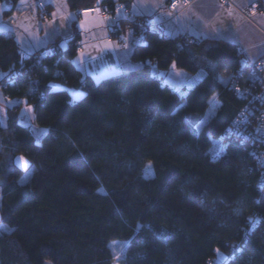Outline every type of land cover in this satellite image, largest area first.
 <instances>
[{"label": "trees", "instance_id": "trees-1", "mask_svg": "<svg viewBox=\"0 0 264 264\" xmlns=\"http://www.w3.org/2000/svg\"><path fill=\"white\" fill-rule=\"evenodd\" d=\"M69 2L106 3L111 15L117 8L114 0ZM128 24L142 35L132 55L140 65L128 74L100 82L83 74L73 64L77 35L66 50L55 43L27 54L19 77L1 86L33 106L47 134L36 141L19 123L20 106L0 125V212L10 229L0 232V264H114V241L128 243L124 264H215L220 254L223 264H264L262 170L250 143L227 133L245 102L219 79L237 71L238 49L138 22L117 26ZM173 65L206 75L175 91L153 69ZM19 68L16 41L0 34V72ZM215 95L219 107L201 125ZM18 155L34 169L25 185L23 168L4 166Z\"/></svg>", "mask_w": 264, "mask_h": 264}, {"label": "crops", "instance_id": "crops-1", "mask_svg": "<svg viewBox=\"0 0 264 264\" xmlns=\"http://www.w3.org/2000/svg\"><path fill=\"white\" fill-rule=\"evenodd\" d=\"M114 1L117 5L115 12L103 18L95 14L79 15L78 9H73L69 0H0V34L14 38L19 51L28 55L46 52L55 43L66 50L79 35L82 47L74 57L73 64L96 82L128 74L139 67L140 64L132 59L131 38L128 36L126 46L120 48L112 37L114 26L134 17L147 16L164 24V34L170 38L188 36L198 40L227 42L237 49H243L249 60L264 55V14L257 12L251 18H246L242 13L253 0H232V4H225L222 0H195L186 8L175 7L174 10L167 7V0ZM39 2L46 4L48 17L40 15L37 9ZM10 10L11 13L4 16ZM153 69L175 91H188L200 80L196 74L180 70L175 65L165 72L156 67ZM5 76L6 73L0 72V79ZM69 92L76 100L84 96L81 90ZM16 106H20L19 123L29 128L36 141L41 142L47 129L38 126L33 106L26 99L8 98L0 87L1 126L7 125L9 112ZM14 165L25 170L20 182L27 184L33 167L21 155L7 157L4 162L7 169ZM1 199L0 188V204ZM0 232H10L1 221V212Z\"/></svg>", "mask_w": 264, "mask_h": 264}, {"label": "built area", "instance_id": "built-area-1", "mask_svg": "<svg viewBox=\"0 0 264 264\" xmlns=\"http://www.w3.org/2000/svg\"><path fill=\"white\" fill-rule=\"evenodd\" d=\"M195 0H167V7L174 10L175 7L186 8ZM225 4H232V0H222ZM37 9L42 17H48L49 11L44 2L37 3ZM78 14H95L103 18L111 16V8L106 3H98L83 7L77 10ZM264 14V0H253L247 5L242 13L246 18H251L254 13ZM131 23L138 22L140 30L148 29L158 33L164 32V24L156 22L151 17H134ZM131 38V45L137 46L142 42V35H135L134 27L128 24L121 28L114 26L112 37L119 43L120 48L126 46V38ZM187 42H194L193 38L184 37ZM81 43H77L80 50ZM238 52V69L231 75L228 83L230 89L234 90L237 97L245 103L232 125L227 129L229 135L240 137L244 142H249L252 146L251 153L257 159L258 167L262 170L260 184H264V55L256 60H249L245 56V51L241 48ZM27 54L19 51V69L14 70L4 81L0 79V87L8 82L13 83L20 75V70L25 65ZM3 73V72H2ZM43 99V96L40 97ZM211 264V263H210Z\"/></svg>", "mask_w": 264, "mask_h": 264}, {"label": "rangeland", "instance_id": "rangeland-1", "mask_svg": "<svg viewBox=\"0 0 264 264\" xmlns=\"http://www.w3.org/2000/svg\"><path fill=\"white\" fill-rule=\"evenodd\" d=\"M196 75L198 79H202L206 75V70L204 68H200ZM219 79H221L223 84L227 86L231 79V75H227V76L220 75ZM218 107H219V101L217 99V95H215L210 102V108L206 111L205 115L202 117L200 124L204 125L205 123H207L211 119L212 114L216 112ZM199 127L200 125L197 126V128ZM151 167H152L151 163H147V166L145 167V174H144L145 177L147 178H152L154 176V173ZM127 246H128V243L126 241H114L110 244V248L112 249L114 256H115L114 264H124ZM225 259L226 258L220 254L215 264H223ZM45 264H52V262L47 260Z\"/></svg>", "mask_w": 264, "mask_h": 264}]
</instances>
